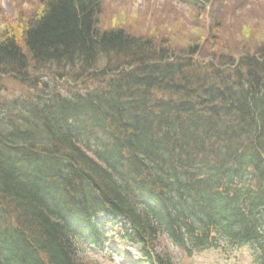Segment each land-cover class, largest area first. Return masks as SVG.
Returning a JSON list of instances; mask_svg holds the SVG:
<instances>
[{
	"label": "trees",
	"instance_id": "16d2710c",
	"mask_svg": "<svg viewBox=\"0 0 264 264\" xmlns=\"http://www.w3.org/2000/svg\"><path fill=\"white\" fill-rule=\"evenodd\" d=\"M101 1L44 0L23 46L0 41L27 87L0 103V264H91L102 214L135 264H177L162 240L264 264V46L203 63L201 41L101 29Z\"/></svg>",
	"mask_w": 264,
	"mask_h": 264
},
{
	"label": "rangeland",
	"instance_id": "374dc122",
	"mask_svg": "<svg viewBox=\"0 0 264 264\" xmlns=\"http://www.w3.org/2000/svg\"><path fill=\"white\" fill-rule=\"evenodd\" d=\"M199 1L202 5L190 0H102L98 23L101 29L123 27L128 33L152 38L158 45L167 43L177 53L190 51L197 40L201 41V52L195 57L203 63L220 55L235 57L247 49L254 53L264 46V0H212L207 5L206 0ZM43 2L0 0V41L14 35L23 46L22 34L41 13ZM43 71L41 79L50 80L51 69ZM26 88L23 82L3 75L0 103L18 97ZM110 219L111 223L101 229L100 244L92 246L82 239V256L91 264H135L141 245L120 236V229L129 226L124 218ZM162 244L174 254L177 264H253L247 250L223 252L214 248L189 256L172 242L162 240Z\"/></svg>",
	"mask_w": 264,
	"mask_h": 264
}]
</instances>
